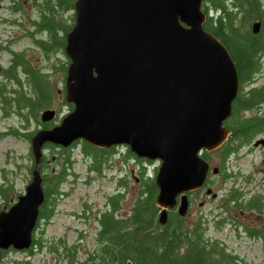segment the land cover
<instances>
[{"label": "water", "instance_id": "1", "mask_svg": "<svg viewBox=\"0 0 264 264\" xmlns=\"http://www.w3.org/2000/svg\"><path fill=\"white\" fill-rule=\"evenodd\" d=\"M73 7L75 23L64 46L70 59L65 99L73 108L31 137V180L0 210V258L3 249L32 244L45 200L40 163L46 142L126 143L140 157L160 159L156 203L164 224L176 205L180 215L188 213V192L204 185L211 168L204 149H216L230 135L225 120L239 72L226 44L204 27L203 0H74ZM260 26L253 22L254 31ZM56 111L44 109L42 121Z\"/></svg>", "mask_w": 264, "mask_h": 264}, {"label": "rangeland", "instance_id": "2", "mask_svg": "<svg viewBox=\"0 0 264 264\" xmlns=\"http://www.w3.org/2000/svg\"><path fill=\"white\" fill-rule=\"evenodd\" d=\"M22 4L29 10V3L23 1ZM4 9H0L2 12L0 14V46L4 47L0 49V61L5 68L11 65L12 53L5 47L9 42H12L11 46L21 53L19 62L21 67L13 68L10 75L0 70V92L3 89L5 93L4 97L0 94V185L8 188L6 196L0 194V207L8 208L17 201L19 194L25 192L26 185L32 177L34 157L31 140L25 136V133L45 127L44 124L47 123H49L48 126L58 123L73 107L65 99V79L67 64H69L67 60H70L64 50L65 44L62 48L58 46L44 48L41 45L40 38L50 40L51 37L49 33L41 30L38 24H35L37 23V21L34 22L35 19L40 18L38 12L24 13L23 11L22 15L15 16L9 15V12ZM20 16L21 24L15 21ZM60 16L66 20L65 26H69L67 22H74V8L61 10ZM64 36L63 32L59 37L57 36V42ZM26 64L38 72H45L50 82V95L35 115L33 113L27 115L26 107H24L25 111L23 109L20 111L17 109V111L13 104L22 88L17 82L18 77L21 76L25 82L24 90L29 93L33 90L32 85L27 82L28 76L24 70ZM262 84H264V53L254 81L244 84V88ZM46 108H55L57 111L52 120L43 122L41 112ZM262 110H264V101L259 110L255 107L250 109L248 114ZM13 128L17 133L10 132ZM261 137H264V131L257 133L230 153L226 159L224 172L227 170L231 176L227 178L224 173L223 182H215L213 186L220 195H225L233 184L244 185L249 193L253 190L262 191L264 145H255V141ZM83 147V141H79L71 148L57 144L45 147L47 163L52 171L63 168L67 159L69 162L66 164L65 180L60 184V193L53 204L52 213L49 217L42 218L40 228L36 232L37 238L42 240V246L36 244L33 252L10 248L2 254L0 264H69L66 259L61 258V252L66 248L76 249V258L84 259L96 244L94 227L98 226L97 219L103 216L109 206V196L114 195L119 188L125 191L124 197L119 200L120 208L117 214L118 216L127 215L131 212L140 189L144 187V181L155 178L161 163L160 159L139 160L131 155H124L125 147L123 146L120 151L123 156L111 150H99L101 161L97 160V162H101L100 168L91 169L89 164L93 162L94 156L84 151ZM220 153H210V160L214 164H218ZM246 176L250 180L246 179ZM216 178L212 173L209 182ZM121 182L127 185H121ZM202 201L203 204H201ZM220 206V198L213 199L204 189L202 196L196 194L189 223L192 224L202 214L208 215L211 220L207 233L226 242L227 247L239 254L247 264H264V234L261 237H250L242 225L239 226L238 231L235 223L231 221L214 227L212 215L221 211ZM236 211L241 213L240 209H232L235 215L233 217L245 223L250 224L252 220L260 218L255 213L240 214ZM260 221V223L259 220L253 223L254 225L259 223V226L264 228V218H260ZM77 229L90 230L79 240L80 235L76 232ZM51 245H59L58 250H51Z\"/></svg>", "mask_w": 264, "mask_h": 264}, {"label": "trees", "instance_id": "3", "mask_svg": "<svg viewBox=\"0 0 264 264\" xmlns=\"http://www.w3.org/2000/svg\"><path fill=\"white\" fill-rule=\"evenodd\" d=\"M73 1L51 0L54 10L48 15L44 13L39 26L51 37L50 40H39L44 48H51V46L62 48L66 43L65 37L74 25L75 16H73L74 22H67L69 26H65L64 21L66 20L60 18V11L73 8ZM203 9L207 14L204 27L226 44L236 62L240 78V88L234 99L233 113L225 121L230 130H234V135L221 150L223 158L221 169L224 170L226 159L236 149L232 144L233 140H238L242 144L257 133L264 131V110L254 114H248L246 111L264 101V84L244 88V84L254 81L260 69L261 56L264 53V32H254L253 30L254 20H264V2L263 0H203ZM62 32L65 33V36L57 42V36L59 37ZM19 60L20 58L16 63L18 66H20ZM69 62L70 60H67V63ZM16 64L12 66V69L16 67ZM24 70L28 76L27 82L32 85L33 90L32 93L24 90L25 82L21 76L18 77L17 82L22 88H20L13 104L16 110H24L26 107L27 115L32 113L35 115L38 108L47 101L50 95V82L45 72H38L28 64L24 65ZM0 94L4 97L3 89ZM44 125L48 127L49 123ZM12 131L17 133L14 128L10 132ZM34 133V130H29L25 136L31 140ZM81 141H83L84 151L88 154L91 153L96 160L101 161L99 150L104 149L91 146L90 142L84 139ZM50 145L55 146L52 142H46L44 149ZM130 154L134 155L131 151ZM203 155L209 158L207 151H204ZM47 159L48 156L44 152L40 163L45 189V200L40 205L43 218L49 217L52 213L53 204L60 193V184L65 180L66 164L69 162L67 159L63 168L59 171H52ZM100 165L96 163V166H91V168L99 169ZM225 173L228 178L227 170ZM158 189L155 178L145 180L144 187L140 189L131 212L124 216H118L119 200L125 195V191L119 188L114 195L109 196V206L101 217L103 234L102 238L98 239L99 247L96 253L90 252L84 259L79 260L75 256L74 249L66 248L61 252V258L66 259L69 264H127L130 260L134 264H247L239 254L227 247L226 242L207 233L211 218L206 214L200 215L190 224L189 216H182L174 212L166 223H160L158 220L160 206L156 203ZM7 190L6 186L0 185V194L6 196ZM257 192L261 191L257 190ZM238 195L240 198L242 193L239 192ZM238 202L239 204H221V211L212 215L214 227L231 221V223H235L238 231L239 226L242 225L250 237H261L264 234V228L259 226L261 221L252 225L242 222V220H236L233 217L235 215L232 213V209H240L241 213H255L260 218H264L261 217L264 216L263 198L252 196L246 200L240 199ZM1 209L3 208L0 207ZM35 244L42 246V240L34 241L33 245ZM58 247L59 245L50 246L51 250H58ZM4 252L6 250H3L2 254Z\"/></svg>", "mask_w": 264, "mask_h": 264}, {"label": "flooded vegetation", "instance_id": "4", "mask_svg": "<svg viewBox=\"0 0 264 264\" xmlns=\"http://www.w3.org/2000/svg\"><path fill=\"white\" fill-rule=\"evenodd\" d=\"M23 1H25V2H27V3H29L28 4V7H29V10L26 8V5H24V4H22V2ZM263 2H264V0H263ZM54 5L51 3V0H0V9H6L7 10V12H9V15H15V16H19V15H22L21 13H23V11H24V13L25 12H27V11H29V12H32V11H34V12H38L39 13V15H40V18L39 19H35V21L34 22H36L37 21V23H35V24H38L39 26H40V23H41V21H42V16L44 15V13L46 14V15H48V14H51L52 12H53V10H54ZM55 7H56V5H55ZM74 8V7H73ZM4 9V10H5ZM2 12H0V14H1ZM28 15H29V13H27ZM2 15H4V14H2ZM9 20V18H6V20ZM256 20H258V19H256ZM256 20H254V21H256ZM260 21H261V26H260V29L258 30V31H254V32H259V31H262V32H264V20L263 19H259ZM10 21V20H9ZM15 21H17V22H21L22 21V19H21V16L17 19V20H15ZM21 24V23H20ZM41 29V28H40ZM41 39V38H40ZM12 42H9L8 44H6L5 45V47L6 48H8L9 50H10V52L12 53V58H11V60H10V62H11V65L8 67V68H5V66H3V64L1 63V61H0V70H4V71H6V73H8L9 75L10 74H12V66L14 65V64H16L18 61H17V59H19L20 57H21V53L17 50V49H14L12 46ZM1 48H4L3 46L1 47L0 46V49ZM20 61V60H19ZM18 65L16 64V67H17ZM239 88H240V86H239ZM261 106H262V102H260V103H257L255 106H253L252 108H250V109H253V108H257L258 110L261 108ZM250 109H248V110H246V111H249ZM232 113H233V111H232ZM232 113H231V115H232ZM231 115L228 117V118H230L231 117ZM227 118V119H228ZM227 119L225 120V121H227ZM226 124V123H225ZM227 125V124H226ZM228 126V125H227ZM229 127V126H228ZM234 135V130H230V135H229V137H228V139L221 145V146H219V147H217L216 149H213V150H207V149H204V151H207L208 152V154H209V158H207L209 161H210V163H211V168H210V170H209V173H208V177H207V179H206V181H205V183H204V185H202L201 187H199V188H197V189H194V190H192V191H189L188 192V195H189V209H188V213L186 214L187 216H189V218H190V212H191V207H192V204H194V199H196V194H200V196H202V191L204 190V189H206V192H207V189L208 188H212V191L209 193V196H212L213 197V199H219L220 198V202H221V204H239V202L238 201H240V199H248L249 197H258V196H261L262 198H263V200H264V188L262 189V191L260 192V193H258L257 192V190H253L251 193H249V191L245 188V186L244 185H238V186H236L235 184H233L230 188H229V190L227 191V193L225 194V195H220V193L218 192V191H216L215 189H214V184H215V182L217 183V182H223V180L222 179H225V175H224V170L223 169H221L222 167H221V165H222V162H223V158H222V155H221V153H220V155L218 156L219 157V162H218V164H214L210 159V153H217L218 154V152H221V150H222V148H223V146L225 145V143L231 138V136H233ZM79 141H81V139H77V140H75L70 146H67V147H73L74 146V144H76V143H78ZM254 142V141H253ZM89 144H91V146H94V147H98V148H100V149H104V150H111V151H114V152H118V155H120V156H123V154H121L120 153V151H121V147H125V154L124 155H129L130 154V151L131 152H133L132 150H131V148H130V146L128 145V144H126V143H120V144H114V145H112V146H109V147H102V146H98V145H95V144H92V143H89ZM232 144L234 145V147H236L237 149L243 144H240L239 142H238V140H233V142H232ZM245 144V143H244ZM236 150V149H235ZM203 151V152H204ZM234 152V151H233ZM134 153V152H133ZM131 156H133L135 159L137 158H142L143 160H149V158H146V157H140V156H138L136 153H134V155L133 154H130ZM93 162V164L92 163H90L89 165H90V167L91 166H96V163L97 164H101V162H97V160L94 158L93 160H92ZM100 161V160H99ZM213 166H218L219 167V169H218V171H216V172H214L213 171V169H212V167ZM91 169H93V168H91ZM213 173V175L214 176H216L217 178L216 179H214L212 182H209V177H210V175ZM228 175L229 176H231V174L228 172ZM219 176H220V179H219ZM228 176V177H229ZM137 179H138V177H137ZM246 179H249L250 180V178H248L247 176H246ZM122 183V182H121ZM212 184L211 186L209 185V184ZM237 187V188H236ZM236 189V190H235ZM237 191V192H236ZM239 192H241L242 193V195L240 196V198H238V194H239ZM207 194H208V192H207ZM180 197V196H179ZM197 197H198V195H197ZM230 198V199H229ZM201 204H203V201L201 202ZM178 206L179 205H176L174 208H171V209H169V216L172 214V213H174V212H176V213H178ZM9 208V207H8ZM7 208V209H8ZM44 217V216H43ZM42 216H41V207H40V210H39V215H38V219H37V222H36V225H35V227H34V230H33V241H32V244L28 247V248H25V249H22V250H29V251H33V248L35 247V245H33L34 244V241H36V240H38V238H37V235H36V232H37V229L38 228H40V221L42 220V218H43ZM98 226H95L94 228L96 229L95 230V235H96V238H95V242H96V244H95V246H94V248L92 249V253H96V250L98 249V247H99V245H98V239L100 240V238H102V234H103V231H102V228H101V218L99 217L98 219ZM253 222H255V219L254 220H252ZM259 221H260V219H259ZM253 222H251L250 224H254ZM88 230H90V229H85V230H78L77 229V233L80 235L79 236V240H81L83 237H84V235L87 233V231ZM41 246V245H40ZM76 246V245H75ZM10 248H13L12 246L11 247H9L8 249H10ZM8 249H3V250H8ZM75 251H76V249H74Z\"/></svg>", "mask_w": 264, "mask_h": 264}]
</instances>
